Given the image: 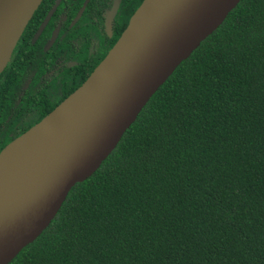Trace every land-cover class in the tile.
<instances>
[{
  "label": "trees",
  "instance_id": "16d2710c",
  "mask_svg": "<svg viewBox=\"0 0 264 264\" xmlns=\"http://www.w3.org/2000/svg\"><path fill=\"white\" fill-rule=\"evenodd\" d=\"M21 47L0 73V152L94 68L56 96ZM9 264H264V0H240Z\"/></svg>",
  "mask_w": 264,
  "mask_h": 264
},
{
  "label": "water",
  "instance_id": "95a60500",
  "mask_svg": "<svg viewBox=\"0 0 264 264\" xmlns=\"http://www.w3.org/2000/svg\"><path fill=\"white\" fill-rule=\"evenodd\" d=\"M41 1L0 0V32L12 38L0 73ZM204 1L143 0L87 79L29 129L59 109L65 115L58 169H46L43 182L0 195V264H9L43 233L72 188L100 168L153 94L240 2L212 11L201 25L188 26V17ZM161 41L169 44L166 56L146 67L145 56Z\"/></svg>",
  "mask_w": 264,
  "mask_h": 264
},
{
  "label": "flooded vegetation",
  "instance_id": "af4514ba",
  "mask_svg": "<svg viewBox=\"0 0 264 264\" xmlns=\"http://www.w3.org/2000/svg\"><path fill=\"white\" fill-rule=\"evenodd\" d=\"M142 2L42 0L10 59L16 56L23 43L25 54L35 61L33 65L42 69L37 84L56 88L54 93L58 96L61 84L78 80L88 68H95L103 60ZM29 81L30 77L26 76L20 89Z\"/></svg>",
  "mask_w": 264,
  "mask_h": 264
},
{
  "label": "bare ground",
  "instance_id": "6f19581e",
  "mask_svg": "<svg viewBox=\"0 0 264 264\" xmlns=\"http://www.w3.org/2000/svg\"><path fill=\"white\" fill-rule=\"evenodd\" d=\"M234 1L205 0L201 8L188 17L186 24L201 25L212 11L225 8ZM11 39L10 34L0 32V68L7 57ZM168 46V42L162 41L152 45L144 58V65L148 68L156 66L166 56ZM65 122V115L59 109L0 153V195L18 192L33 183L43 182L46 169H58L63 150V141L58 138V134H64Z\"/></svg>",
  "mask_w": 264,
  "mask_h": 264
}]
</instances>
